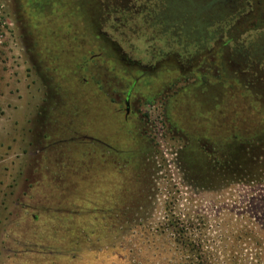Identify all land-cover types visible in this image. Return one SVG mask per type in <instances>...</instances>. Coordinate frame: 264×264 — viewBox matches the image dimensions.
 <instances>
[{
    "label": "rangeland",
    "instance_id": "obj_1",
    "mask_svg": "<svg viewBox=\"0 0 264 264\" xmlns=\"http://www.w3.org/2000/svg\"><path fill=\"white\" fill-rule=\"evenodd\" d=\"M0 264H264V0H0Z\"/></svg>",
    "mask_w": 264,
    "mask_h": 264
},
{
    "label": "flooded vegetation",
    "instance_id": "obj_2",
    "mask_svg": "<svg viewBox=\"0 0 264 264\" xmlns=\"http://www.w3.org/2000/svg\"><path fill=\"white\" fill-rule=\"evenodd\" d=\"M160 65H162V62H159V63H157V65L155 66V67H153V68H146V67H143V66H140V64L139 63H134V64H132V66H135V67H138V68H140L141 69V67H142V69H143V71H147L146 73V75L147 76H149V77H153V76H156V75H159V74H162L163 72V70L161 69L160 71H158V69H160L161 68V66ZM165 69V68H164ZM160 72V73H159Z\"/></svg>",
    "mask_w": 264,
    "mask_h": 264
},
{
    "label": "crops",
    "instance_id": "obj_3",
    "mask_svg": "<svg viewBox=\"0 0 264 264\" xmlns=\"http://www.w3.org/2000/svg\"><path fill=\"white\" fill-rule=\"evenodd\" d=\"M96 98L98 99V96H96ZM97 104H98V103H97ZM97 104H95V106H96Z\"/></svg>",
    "mask_w": 264,
    "mask_h": 264
}]
</instances>
